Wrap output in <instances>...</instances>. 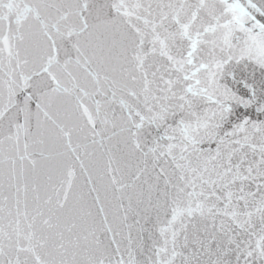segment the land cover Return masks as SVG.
Returning a JSON list of instances; mask_svg holds the SVG:
<instances>
[{"label": "snow or ice", "instance_id": "snow-or-ice-1", "mask_svg": "<svg viewBox=\"0 0 264 264\" xmlns=\"http://www.w3.org/2000/svg\"><path fill=\"white\" fill-rule=\"evenodd\" d=\"M0 264H264V0H0Z\"/></svg>", "mask_w": 264, "mask_h": 264}]
</instances>
